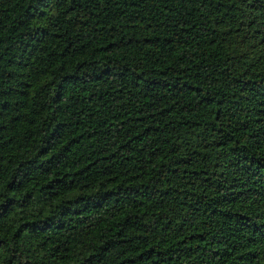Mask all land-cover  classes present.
<instances>
[{"label": "trees", "instance_id": "obj_1", "mask_svg": "<svg viewBox=\"0 0 264 264\" xmlns=\"http://www.w3.org/2000/svg\"><path fill=\"white\" fill-rule=\"evenodd\" d=\"M0 264H264V0H0Z\"/></svg>", "mask_w": 264, "mask_h": 264}]
</instances>
